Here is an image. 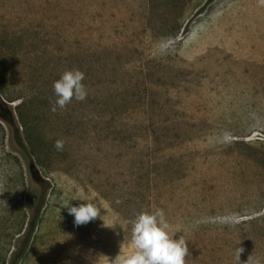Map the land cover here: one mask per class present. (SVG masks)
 <instances>
[{"label":"rangeland","instance_id":"rangeland-1","mask_svg":"<svg viewBox=\"0 0 264 264\" xmlns=\"http://www.w3.org/2000/svg\"><path fill=\"white\" fill-rule=\"evenodd\" d=\"M69 69L87 97L53 112ZM0 99L27 148L0 119V264H110L157 208L186 264H236L239 247L264 264L259 0H0ZM30 161L46 194L24 241ZM75 197L108 226H76Z\"/></svg>","mask_w":264,"mask_h":264},{"label":"clouds","instance_id":"clouds-1","mask_svg":"<svg viewBox=\"0 0 264 264\" xmlns=\"http://www.w3.org/2000/svg\"><path fill=\"white\" fill-rule=\"evenodd\" d=\"M264 5V0H259ZM85 74L79 69L65 70L59 79L54 81L53 89L56 100L52 106L55 112L57 107L64 109L75 98L83 101L87 97V91L83 80ZM54 147L62 151L64 141L57 139ZM87 203H81L79 206L70 205L67 202L64 207L68 209L70 215L74 216L76 226L87 224L96 218L103 219L101 216L102 203L98 200L75 197ZM63 207V208H64ZM104 220V219H103ZM105 222V226H108ZM238 221H226L234 225ZM114 227V226H109ZM243 248L237 249L235 259L236 264H241V253ZM189 255L188 242L183 236L175 238V233H171L170 224L163 209L153 211H141L131 221V239L129 250L121 249L114 258H111L110 264H186V258ZM244 264H258L252 256Z\"/></svg>","mask_w":264,"mask_h":264},{"label":"trees","instance_id":"trees-1","mask_svg":"<svg viewBox=\"0 0 264 264\" xmlns=\"http://www.w3.org/2000/svg\"><path fill=\"white\" fill-rule=\"evenodd\" d=\"M4 102L0 99V119L13 131L15 142L18 144L19 149H21L22 153L25 155L27 150L23 140L20 136L19 128L16 124L14 116L6 111L4 108ZM7 107V106H6ZM8 108V107H7ZM29 174H30V183H28L27 187V207H28V217H27V226L25 229V234L23 235L24 241L29 240L35 224L37 222L40 210L45 201L46 194V184L45 181L41 180L37 175V172L34 168V165L29 162ZM33 184L37 186L33 188ZM17 252H12V257L16 256ZM19 256V255H17Z\"/></svg>","mask_w":264,"mask_h":264}]
</instances>
